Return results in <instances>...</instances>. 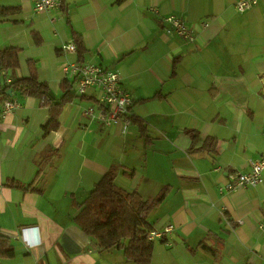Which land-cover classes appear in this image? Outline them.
Instances as JSON below:
<instances>
[{
  "label": "crops",
  "instance_id": "0c3cea01",
  "mask_svg": "<svg viewBox=\"0 0 264 264\" xmlns=\"http://www.w3.org/2000/svg\"><path fill=\"white\" fill-rule=\"evenodd\" d=\"M235 2L66 0L67 18L59 8L35 12L33 0H0L18 9L0 18V50H19L18 67L0 82L27 77L31 61L53 102L63 80L76 95L77 54L61 48L74 32L85 62L118 73L129 116L148 136L131 120L122 132L98 119L96 87L63 103L47 133L49 106L9 93L18 105L2 118L0 103V234L14 257L0 264H130L73 219L110 167L118 187L144 200L162 194L146 220L172 230L153 242L150 264H264V182L223 189L230 173L264 156V0L246 12ZM169 15L184 19L194 41L166 32ZM203 139L214 140L213 151L199 150Z\"/></svg>",
  "mask_w": 264,
  "mask_h": 264
},
{
  "label": "trees",
  "instance_id": "16d2710c",
  "mask_svg": "<svg viewBox=\"0 0 264 264\" xmlns=\"http://www.w3.org/2000/svg\"><path fill=\"white\" fill-rule=\"evenodd\" d=\"M60 11L67 13L66 0H58ZM16 7H4L0 5V18L17 12ZM68 18V14H66ZM36 38V35L34 34ZM36 38V42H38ZM72 42L76 48L77 62L84 63L86 49L81 37L72 34ZM17 48H4L0 50V74L14 70L18 67ZM30 73L27 77L12 81L10 85L2 88V99L9 98L8 91L17 92L21 96H29L42 100L44 105L49 106V120L44 127L45 133L57 127V117L63 103L77 96L71 90L72 83L63 80L61 83L62 94L59 102H53L48 86L37 77L34 62H28ZM78 98L83 99L84 95ZM10 99V98H9ZM133 123L139 125L141 135L148 139L145 134V126L142 121L130 117ZM193 143L199 141L195 131H187ZM199 150H205L210 145L213 151V139H203ZM193 144V146H194ZM115 167H110L97 183L90 189L82 202L76 205L78 212L74 216L75 224L83 233L94 239L102 250L116 249L130 264H150L153 253V242L147 239L151 226L146 220L148 213L158 204L162 194L152 200H144L135 192L126 191L118 187L114 178ZM6 186L23 189V186L14 180H6ZM14 257V247L11 240L0 234V259Z\"/></svg>",
  "mask_w": 264,
  "mask_h": 264
},
{
  "label": "built area",
  "instance_id": "2783aa9c",
  "mask_svg": "<svg viewBox=\"0 0 264 264\" xmlns=\"http://www.w3.org/2000/svg\"><path fill=\"white\" fill-rule=\"evenodd\" d=\"M257 2L258 0H236L234 8L238 12H246L253 8ZM58 8V0H33L35 12H46ZM163 22L166 24V32L169 35H176L182 39L194 41L192 29L186 25L181 17L169 15L163 18ZM206 26L207 23H204L203 27ZM61 48L65 52H75L76 50L73 42L63 45ZM71 73L75 79V92L78 95H83L92 87H96L97 118L107 126L117 125L122 132H126L131 123L129 110L132 99L129 93L121 87L118 73L105 70L93 62L76 63ZM11 83L12 80L7 75H4L3 82H0L2 118L18 105L15 99H2V88ZM86 113L91 118L95 114L93 108H88ZM262 182H264V156L253 161L248 172L230 173L223 189L230 192L239 188L254 187ZM260 228L264 233V220H262ZM171 230V225H167L162 230L151 229L147 234V239L154 242L164 238L165 234L171 232Z\"/></svg>",
  "mask_w": 264,
  "mask_h": 264
},
{
  "label": "water",
  "instance_id": "95a60500",
  "mask_svg": "<svg viewBox=\"0 0 264 264\" xmlns=\"http://www.w3.org/2000/svg\"><path fill=\"white\" fill-rule=\"evenodd\" d=\"M9 93H11V91H10V90L8 91V94H9Z\"/></svg>",
  "mask_w": 264,
  "mask_h": 264
}]
</instances>
